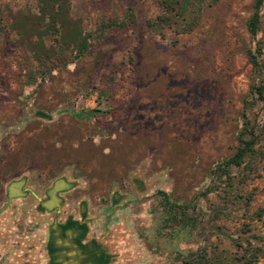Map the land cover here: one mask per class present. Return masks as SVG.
<instances>
[{
	"label": "rangeland",
	"instance_id": "1",
	"mask_svg": "<svg viewBox=\"0 0 264 264\" xmlns=\"http://www.w3.org/2000/svg\"><path fill=\"white\" fill-rule=\"evenodd\" d=\"M253 3L219 0L193 32L161 38L146 27L160 13L154 0H71L87 34L124 26L93 38L80 58L46 62L41 76L6 11L35 12V0H0V168L12 164L33 183L67 178L92 207L108 205L112 192L148 190L151 264H239L254 249L264 264V163L246 184L234 181L232 194L250 201L212 190L213 169L235 151L243 101L264 81L248 56L258 47L264 64V5L255 39L246 27ZM167 212L178 214L164 227Z\"/></svg>",
	"mask_w": 264,
	"mask_h": 264
},
{
	"label": "trees",
	"instance_id": "2",
	"mask_svg": "<svg viewBox=\"0 0 264 264\" xmlns=\"http://www.w3.org/2000/svg\"><path fill=\"white\" fill-rule=\"evenodd\" d=\"M154 1L159 7L160 13L154 19L146 21V27L151 33L161 38L165 37V31H173L176 35L193 32L198 26L203 12L219 2V0ZM35 2V12L31 10L13 12L8 8L6 11L10 18L8 29L15 34L16 43L25 49L40 70L47 65L46 62H52L66 53L74 54L75 58L82 57L89 50L93 38L101 39L105 30L124 26V23L113 22L100 28L99 32L94 35L87 34L82 21L71 16V0H35ZM263 5L264 0H254L252 14L246 24L252 39H255L259 33ZM3 13L4 11L0 8V22ZM127 20L133 22L131 13L127 14ZM3 30L0 23V32ZM47 40L49 43L46 42ZM257 48L254 52L249 51L248 56L254 70L258 75L263 76L264 64H260L258 60L257 55H260V51ZM43 70L40 71L41 76L45 75ZM33 76L30 74L29 78L33 79ZM256 108L264 115V81L252 85L246 100L243 101L239 112L241 125L236 136L237 145L234 153L229 158L217 163L212 171L215 181L212 190L222 188L227 201L230 198H232L231 200L237 198L246 202L250 201L249 196L242 197L232 194L234 181L236 179L239 186L246 184L254 175H258V168L264 163V123L258 119V115L255 113ZM94 113H96L95 110H90L84 115L91 118ZM233 171H237L238 175L234 176ZM177 214L167 212V218L163 221L164 227L176 220ZM185 220L186 227L192 231L195 230L196 224L193 223V220L187 218ZM256 251L261 252L256 249L250 252L244 251L243 255L238 258V263L257 264L260 254ZM203 259L204 257H199L197 264H204L201 262ZM205 264L210 263L206 262Z\"/></svg>",
	"mask_w": 264,
	"mask_h": 264
},
{
	"label": "flooded vegetation",
	"instance_id": "3",
	"mask_svg": "<svg viewBox=\"0 0 264 264\" xmlns=\"http://www.w3.org/2000/svg\"><path fill=\"white\" fill-rule=\"evenodd\" d=\"M0 170V208L10 209L16 197L25 201L23 206H33L35 212L34 231H25L28 243L17 264H128L123 259L124 249L109 236L110 228L126 213L134 220L132 239L137 247L132 255L142 257L145 249L150 253L156 248L144 235L149 221L143 209L151 201L143 187L135 185L133 193L112 192L108 205L92 207L90 198L75 192L76 184L67 178L33 183L29 173L16 174L12 164ZM59 179L72 186L51 194L53 183ZM13 191H18L17 196ZM162 196L164 202L166 196ZM40 227L41 236L36 233ZM134 264L142 263L135 260Z\"/></svg>",
	"mask_w": 264,
	"mask_h": 264
},
{
	"label": "crops",
	"instance_id": "4",
	"mask_svg": "<svg viewBox=\"0 0 264 264\" xmlns=\"http://www.w3.org/2000/svg\"><path fill=\"white\" fill-rule=\"evenodd\" d=\"M14 193L13 195L17 196L18 191ZM24 204L23 199L15 197L10 209L0 208V264H17L20 261L22 249L28 243L25 231H32L35 228L33 221L34 208L33 206L28 208V205L23 206ZM120 216L123 220L110 228V238L117 241V244L124 249L123 259L127 261L126 263L134 264L135 260H139L142 264L147 263L148 256L143 255L136 258L132 255L133 250L137 247L136 241L132 239L133 218L130 219L128 213ZM36 233L41 236L42 227Z\"/></svg>",
	"mask_w": 264,
	"mask_h": 264
},
{
	"label": "water",
	"instance_id": "5",
	"mask_svg": "<svg viewBox=\"0 0 264 264\" xmlns=\"http://www.w3.org/2000/svg\"><path fill=\"white\" fill-rule=\"evenodd\" d=\"M71 186H72V184H67V183H65V181L63 179H59L53 183V186H52V189L50 192L52 194V193H55V192L62 190V189L65 190Z\"/></svg>",
	"mask_w": 264,
	"mask_h": 264
}]
</instances>
